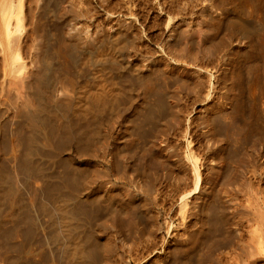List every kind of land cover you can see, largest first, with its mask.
Masks as SVG:
<instances>
[{
	"label": "bare ground",
	"instance_id": "6f19581e",
	"mask_svg": "<svg viewBox=\"0 0 264 264\" xmlns=\"http://www.w3.org/2000/svg\"><path fill=\"white\" fill-rule=\"evenodd\" d=\"M26 1L29 2V0ZM37 1L36 8H34L35 12L33 11V9L32 11L30 10L31 13L34 12V16L30 21L27 22L24 20V17L29 13H26V15L23 17L21 14L22 8L18 7L15 0H0V101L2 102L0 104L5 107L4 110L0 109V264H109L110 259L111 261L113 260V257L111 256L113 255L111 254L113 250V247H111L112 241L106 242L109 240H105L104 236L102 235L105 241L101 242V237H99L98 234L101 232L102 234L110 233L111 235V233L113 232L120 238L124 237L123 235H121L123 234V232L131 234L135 232L139 234L140 229L137 230L136 228L137 222L139 223V221H137L135 213L140 210L134 212V208L139 202L135 206L136 201L134 202L133 200L134 194L130 191V188L129 191H127L128 189H124L122 185L121 187H119L120 185L115 186L116 184H111V186L109 185L110 187H106L105 183H107L110 179L105 183H103V181L97 182L96 180L107 177V175L111 172L119 173V177H121L120 174H122V176L125 174V176L127 177L131 174L129 172H132L136 175L142 176V178L143 176H145V178L146 176L156 177L157 175L159 176L161 174L160 172L163 170V165L162 167H160L161 161L163 158H165L163 157V155H165L166 152L169 151V149H165V147L168 146V141L167 143L164 142L167 144V146H164L162 145V142L164 140L161 142V139H166V137L169 138L167 132L169 131V129L171 131L172 127L174 128L176 126L175 128L177 129V126L179 125H175L173 123H177V121H179L178 110L183 109L177 105V100H181L175 98V91H169L168 86L175 80L173 82L174 84H172L175 86V88H177V91L178 88L185 87L186 82L188 81L184 80L187 77L182 78V74L184 76H187L190 70L182 68L181 65L179 67V59H174V61L178 63L176 65H178L179 67H177L176 69H174L176 67L175 65V67L172 68L168 63V65L160 64L157 59H147V55L146 60H144V62H146V64L144 63L145 65H142L141 62H138L134 59H129L131 58L130 54L134 51V44L136 42V39L138 38L136 35L138 34L133 33L135 31L131 32L132 29L130 30V28L127 29L129 25L128 23L130 22V20L128 19H126L128 20V23H126L127 21L123 20L127 24L126 28H123V25V27L120 26L125 30H123L122 28L121 30H115L114 28V32L109 34L107 33L109 29L105 28V30L100 28L101 30H105L104 32L102 31L104 33V37L98 40H93L91 39L93 37L89 38L88 36H81V34L79 33L80 30L78 31L79 28L77 27L76 29V26H70V28L68 27L69 30H66L67 24L65 23V21L68 18L66 19L60 16V9L61 7H64L61 4H64L66 2L65 0ZM76 1L78 3L81 0ZM100 1L102 3L104 2V0ZM100 1L98 0L99 5ZM197 1H201V3L204 1L206 2V0ZM216 1L219 3L218 5H216L217 2L215 1L214 2L216 4L214 2L213 3L216 6L220 7V13L217 11L215 14H211V12L215 11H209L210 13L207 12V16L203 15L202 18L204 20L205 17H208L207 23H204L205 26L202 25V27L204 26L203 30L198 29L202 31V33L204 32L206 37H203L208 39V44H204L203 42L204 47L205 45H208L207 50L206 47L204 48L200 46V48L205 49V53L209 54H207L209 59V57L212 58L210 55L213 54L215 50L218 51L217 55L220 56V49L218 50V47L221 46V44L226 43L228 45L229 54L232 56V58L234 57L235 59L232 60L231 58L227 62L228 67L227 69L224 68V71L222 70L224 72L222 75H220L219 73L222 80L220 81V83L224 84V88L220 87L221 90L224 89L222 91L223 93L219 94L218 92H214L215 96L213 98V101L210 103V105H208L209 108L207 107L205 108L206 111L204 110V112L206 113H204L203 116L199 115L198 113L197 115L200 116L199 121L202 122L206 128V131H203L204 133L202 132L201 135V137L203 136V139L206 140L205 144H220L222 141V136L224 139V136H226V139L229 140V142L225 141L227 142L225 143V146L227 147L221 146V143L220 146L217 145L216 147L214 145V147L216 148H213V150L211 149L212 155H210V153L209 155L213 157V159L212 161H210V159L207 160L206 163L210 161L207 164L204 161V176H201L202 173L200 174L198 170L197 162L192 163L191 160L189 161L193 164L192 170L195 175V187L193 186L194 193L192 194L194 198L193 200H191L192 202L190 204L194 207L196 206V208L199 210V214L197 215V217H195V222L193 224L185 225V223L182 225L183 230L187 233L186 238L180 237L173 239L174 245L172 247L170 246L169 250L167 249L168 253H165L166 257L160 260L157 259L158 261H155L152 264H264V190H258V188L253 185H250L251 188L253 186L254 188H256V190L251 189L248 185L252 182L246 181V183L249 182L247 183V188L250 189V191L254 190V193L248 191L249 193H251L249 194V196L251 195V197L245 199L247 205L245 202V205L243 206L244 218L242 222L239 223L240 225H236L234 228H232L233 226L231 227V225L229 224V219L225 216L227 202H225L220 195V193L222 194V191L220 190H222L221 188L223 185H226L227 187V185H229L230 183L233 184L234 181L244 175L241 158L242 153H245V150H248L246 147L248 145L250 147H253L256 143L264 142V66H262V63L260 62V66H262V68H260L259 66L258 69L257 64L259 63L257 62V64H255L257 65L256 68H253V73H251V83L249 84L248 81L245 85V81H242V79L244 78L241 76V72L238 66L239 64L248 65L252 61L254 62L257 58H260L259 60L264 62V59H261L264 58V0ZM32 2H34V0H32ZM164 2L166 3L165 0ZM173 2L170 3L173 4ZM192 2L193 1L189 0V3ZM224 2H228L227 6L222 5ZM87 3L89 6V2ZM87 3H83V5L87 6ZM185 3L186 2H184L183 5H185ZM213 3L211 2L212 6ZM119 5L117 7H119ZM158 5H160V3ZM174 5L177 4H173L171 6ZM73 6L75 8L79 7L78 4V7H76V5H72V7ZM145 6L146 4L144 5V7ZM72 7L69 8V11L71 10L69 16L75 14L77 15V19L78 17L84 18V12L82 13L83 15H78V10L81 9H78L73 13ZM121 7L123 8V6ZM132 7H130V9H132ZM187 7L189 9V6ZM89 8L87 9V11L89 10ZM122 8L119 10V12L125 9V7L124 9ZM153 8L156 9L157 7ZM169 8L172 7L169 6ZM176 8H174L175 11ZM182 8L181 9L184 11V8L186 9V6H182ZM137 9L140 8L138 7ZM157 9L156 11H158ZM178 9L176 11V16V13H171V16H174L173 18L181 15L180 12H182L183 16H185L184 13L186 12L180 11L178 13V11L180 10ZM192 9L194 10V7ZM93 10L96 12V9ZM111 10H109V12ZM113 10V12L111 13L114 14L115 9ZM196 10L198 11L201 9L197 8ZM205 10H208V8L206 9V4L205 7H202L201 13L205 12ZM211 10H213V7ZM160 11L162 10L160 9L159 12ZM166 11L168 12V9ZM63 12L65 13V9ZM128 12L130 18L134 13L130 14V10ZM188 12L190 15L192 11ZM156 13L157 12H155V14ZM92 14L95 15L94 13H91L90 15L92 16ZM164 15L165 13L162 17L163 20ZM198 15L197 17H199ZM194 16H196V14ZM72 17H74V15ZM85 17L87 16L85 15ZM142 17L145 19V17L147 16ZM156 18L157 17H155V19ZM71 19L72 18H70L69 20L71 21ZM144 19L143 21L139 19L141 20L139 22L144 23ZM80 20L83 23L84 19ZM191 20L193 21L194 19ZM75 22L79 24L76 19ZM118 22L121 23L122 20H119ZM165 22L167 23L168 21L166 20ZM131 23L132 22H130V24ZM90 24L91 23L89 22V25ZM177 24L179 25V23ZM177 24L172 26V28L167 32V40L164 45L162 44L167 56L171 55V52H174L173 50L171 51V49H173V46H176V44H173L172 46V43L175 42L173 40H175V38H179L180 40L183 37H181L180 34H182V31H186L187 28L186 27L184 29L183 22L181 24H183L182 26L184 30L180 31L179 26L181 24L179 26ZM187 24H189V22ZM195 24L197 25V23ZM199 24L201 25L202 22ZM96 25L97 23L95 24V26ZM153 25H151V29L153 28ZM189 25L185 24V26L188 27ZM130 26L131 25H129V27ZM135 26L136 24H134V27ZM192 28L191 26L189 27V29ZM196 28L201 27L197 25ZM82 29L83 27L81 28V30ZM162 30L161 32L163 33ZM89 31L86 30L87 33ZM185 31L183 33H185ZM192 32L195 33V30ZM210 32L212 33L210 34ZM221 32H223L222 37L219 36ZM67 33L69 36H66ZM95 33L92 35H96ZM190 36L191 37H189L188 40H190L191 38H195V36L193 37L191 33ZM196 38L198 37L196 36ZM183 39L185 38L183 37ZM204 39L201 40L204 41ZM137 40H139V38ZM140 40H142L141 37ZM170 40H172L173 42H171ZM141 42L138 41V46ZM177 42L178 41L176 40V43ZM181 43L182 42L178 44L181 45ZM200 43L202 44L201 41H199V44ZM140 45H142V43ZM190 46L192 48V45ZM197 47L195 49H197ZM135 49L138 50V48ZM145 49L146 48H143L142 50ZM175 49H179V47H176ZM193 49L194 48H192L193 53H191L192 58V54H194L195 51ZM148 50L146 49V51ZM221 50H223V48ZM139 51L137 52L139 53ZM204 51L202 50L203 53ZM148 52L147 54H149L151 51L149 53ZM179 52L180 49L178 51V54H182V52ZM202 52L199 54L200 56L203 55ZM174 53H177L176 50ZM196 54H194V57ZM134 55L137 54L134 53ZM175 55L173 56L175 57ZM141 56H143V54H141ZM136 58H140V56ZM164 58L166 57L164 56ZM179 58H181L180 55ZM184 58L183 62L181 61V63L182 65H187L188 62L185 61L187 58L185 60ZM195 59H197V57H195ZM215 59L218 58L216 57ZM165 61L164 63L167 62ZM214 61L217 60L213 59V64ZM194 63L192 64L194 65ZM216 63L214 64L215 66ZM188 65H191V62ZM212 65L208 64V67H212ZM198 66L199 65L193 66V68L195 67V70H192V68L191 70L195 72L202 71L203 68H205ZM205 66H207V64ZM215 69V72H219V69ZM249 69L248 72L250 75L251 69ZM172 70H175L173 71L172 76L176 75V79H174L175 76L173 78L169 77L170 80H174H171V82L169 79L168 81L166 80L167 82H169V84H167L165 83L166 81L164 82V80L165 78L170 76V72ZM199 73L200 72H198V74ZM82 74L85 75V80L83 79ZM160 74V77H162V79L158 80L157 75ZM205 74L204 77L207 78L209 74L207 76H205ZM195 75L194 77H196ZM79 78H82L84 82L82 79H80V81L82 80V82L81 84H79ZM197 78H199V80L201 79V77H196V79ZM193 80L196 81V83L198 82V80L192 79V81ZM201 81L206 80L202 79ZM206 82L208 83V80ZM212 82L211 84H209L211 85V89L213 90L214 83ZM193 83L191 84L193 85ZM57 84L59 85V90L56 89ZM216 86L215 88H218ZM253 86H255L257 89V93L255 92V97H253L254 95L252 96L253 90H255H251ZM245 88L246 90L247 88H249L250 92L248 93H250V95L252 96V98L249 96L251 99L248 98L249 101L252 100L249 103L250 107L245 105L247 104L244 102L246 98L243 99ZM208 89H210V87ZM186 90L189 92V90L194 89L187 88L185 89V92ZM56 91L57 95H55ZM199 92H201V90ZM202 92V95H199L200 93H196L197 97L202 96L200 97L201 101L195 98V93H192L195 97L190 94L192 97V101L196 99V101L202 102L203 96H205L206 94H204V90ZM178 98H180L179 94ZM205 98L207 97L205 96ZM192 103L188 104L193 105ZM197 104L199 103L197 102ZM176 105L179 108L178 110L176 109ZM225 105H228L227 109H223V106L225 107ZM185 107L187 109V106ZM207 109H209L208 113ZM7 110L9 113H7L8 115L4 116ZM183 111H185V108L181 112ZM202 111L200 112V114L202 113ZM216 117H220L223 123L219 124L220 122L218 123V120L216 121ZM179 119L182 120L183 118L180 117ZM253 119L255 123L253 122ZM182 121H184V119ZM171 124H173L172 127H170ZM182 125L183 124H181V127ZM114 127L116 128V130H112V128ZM181 129L179 130V132L177 130L176 131L179 134H182ZM178 133H176V135ZM179 137H181V135ZM174 138L172 137V139ZM172 146L175 145H173L172 143ZM172 146L171 148H173ZM168 154L169 153H167V156L169 158L170 154ZM249 156L248 158L252 159V155L250 157ZM81 157H91L96 160L98 158V160L100 161L101 159H103V157H108L106 161L107 166L106 168H98L96 167L97 165L94 166L93 164H91L93 162L87 165H81L75 161V159L78 158L79 160V158ZM99 157L102 158L99 159ZM179 160L180 159H178V161ZM244 160H246V158ZM252 160L251 164H253L254 162ZM256 160L255 163H257ZM247 161H244V166L246 164V167ZM251 164L249 161V165ZM185 165L186 167H191L190 165H187V163ZM252 166L253 165H251V167ZM186 167H184V170H187ZM166 172L167 170L165 171V173ZM247 172H249V170H247ZM126 173L129 174L127 175ZM170 173L171 170L169 174ZM184 173L182 174L184 175ZM249 173H252L251 178H255L256 180L254 181H256V183L258 181L257 184H259V182L264 183V171H260L258 170V168H255L252 172ZM249 173L247 174L249 175ZM181 175H179L180 178H182L183 176ZM174 176L175 175H173V178ZM114 177L117 178L118 176ZM179 177H177V179ZM147 178H149L151 182L152 180H154V177ZM119 179L120 178H118V180ZM122 179L126 182L124 177H121L120 180L122 181ZM126 179H128L129 181L132 180H130V177ZM137 179L136 181H138ZM167 179L168 180L166 181H169V178ZM155 180L157 181L156 178ZM159 182L156 183L160 184ZM133 183L131 185H133ZM180 183L181 182H179V184ZM146 185L148 184L146 183ZM166 185L168 184L165 183V188L168 187H166ZM256 186L258 187V185ZM260 186H262V189H264V184H261ZM157 187L159 192V185L156 186V188ZM133 188L131 187V189ZM165 188L163 187V189ZM165 191H163L164 194L166 193ZM152 192L153 191L150 190L148 193L152 195ZM189 192L190 194L192 193L191 191ZM159 196H161V194ZM184 196H187V194L183 195V197L181 196V206L183 207V210L184 207L186 208L188 203ZM223 197L225 196L223 195ZM152 199L154 200V198ZM152 199V202H148L153 203L154 201ZM160 203L162 202L160 201ZM148 204L147 206H149ZM159 205L161 206V204ZM154 212L156 213L157 211L154 210ZM183 214H185V210ZM179 218L181 219V216ZM150 225L152 226V224ZM152 228L151 230H153ZM149 231L150 230H148L147 232L146 229L147 233L151 232ZM137 234H135V237H137ZM111 237L114 238V235ZM130 237L128 236L127 238L131 239ZM232 237L236 239L234 240L235 242H232ZM146 238L144 237L145 240ZM151 238L152 237H150V239ZM132 239H134L133 235ZM138 239L136 240L139 241ZM117 240L118 238L116 239V241ZM147 242L148 241H145L144 243L147 244ZM127 243L129 244L128 241ZM144 245H140V247H143ZM138 249L139 248L137 247V251ZM142 249L143 248H140L139 251L141 252ZM215 253L220 254V258H218L217 260L214 257ZM110 264H112V262Z\"/></svg>",
	"mask_w": 264,
	"mask_h": 264
},
{
	"label": "rangeland",
	"instance_id": "374dc122",
	"mask_svg": "<svg viewBox=\"0 0 264 264\" xmlns=\"http://www.w3.org/2000/svg\"><path fill=\"white\" fill-rule=\"evenodd\" d=\"M37 0H34V2H32V0H31V2H30V0H29V2L28 1H26V0H15V2L17 3V5H18V7H21L22 8V16L24 17L25 15H26V13L28 14V15H26L25 17H24V20L25 21H30L31 19H32V17L34 16V12H35V10H34V8H36V4H37V2H36ZM66 1V2H65ZM64 2H62V3H64V4H61L62 6H64V7H61V5H60V7H61V9H60V16H62L63 18H68L67 20H69L70 18H72L71 19V21L69 20V21H65V23L67 24V26H66V30H69V28H70V26L72 27V26H76V29H77V27L79 28L78 29V31H79V33L81 34V36H83V37H86V36H88L89 38H91V37H93V38H91V39H93V40H98V39H100V38H102V37H104V31L106 30V29H109V31H107V33H109V34H111V33H113L114 32V28H115V30H121V28L123 27V28H126L127 27V24L126 23H128V20H130V22H132L131 24H130V22L128 23L129 25H131L130 27H129V25H128V27H127V29L128 28H130V30H131V32H133V31H135V32H133V33H135V34H138V35H136L138 38H139V40H137L136 39V42H135V44H134V48H133V52L130 54V57L131 58H129V59H134V60H136V61H138V62H141L142 63V65H145L146 64V62H144V60H146V57H147V59H154V60H158V62L160 63V64H169L170 65V67H175L174 69H176L177 67H178V65H179V67H180V65H181V67L182 68H184V69H186V70H190L189 72H188V75L187 76H184L183 74H182V78H185V77H187V78H185L184 80L185 81H188V82H186V86L185 87H183V88H178V91H179V93H178V91L176 90L177 88H175V86L173 85L174 83V79H176V75H174L175 76V78L174 79H171L173 82V84L172 83H170V85L168 86V90L169 91H171L172 92V90L173 91H175L174 92V96H175V98H177V99H179V100H181V101H178L177 100V105L180 107V108H185V111H183L185 114H187V115H185L183 112H181L183 109H179L178 108V106L176 107V109L178 110V115H179V117H178V120L180 121H177V123H173V124H178L179 126H177V129L179 128V127H181V124H183L182 125V129L181 128H179L178 130L174 127H172V125L173 124H171V126L170 127H172V130L170 131V129H169V131L167 132V135L169 136V138L168 137H166V139H161V142L163 143L162 145H164V146H167V144H168V146H170V147H165V149H169V151L168 152H166V150H165V152H166V154L165 155H163V157H165L166 158V156H167V153H169L170 154V157L168 158V156H167V158L165 159V158H163V159H165V160H163L162 159V161H161V166L160 167H162V165H163V167H162V171H163V173H162V171L160 172L161 174V176H160V178H159V176L157 175L156 177L155 176H146V178H145V176H143V178H142V176H140V175H136L135 173H132V172H129V173H131L129 176H125V174L122 176V174H120V176L121 177H124V179L126 180V182L122 179V181L120 180L121 179V177H119V173H115V172H111L110 174H108L107 175V177H104V178H100V179H98V180H96L97 182H102L103 181V183H105V182H107V180H109L107 183H105V185H106V187H110L111 186V184H113V185H115V186H118V185H120L119 187H121V185L124 187V189H128L127 191H129V188H130V191L134 194V196H133V200H134V202H135V206H136V204H137V206L134 208V212L135 211H137V210H140V211H138V212H140V213H138V212H136L135 214H136V217H137V221H139V223L137 222V230H139L140 229V232H139V234L141 233V231H142V229H143V231H142V233L141 234H143V235H141V237L143 238V240H142V238L140 237V235L139 234H137V233H135V232H133L132 234L131 233H127V232H123V234H121V235H123L124 237H118L115 233H111V235H110V233L108 234V233H99L98 234V236L99 237H101L100 238V241L101 242H104L105 240H109V241H106V242H110V241H112V243H111V247H113L112 249V252H111V254H113V255H111L112 257H110V258H112L113 260L111 261V259H110V263L112 262V264H152L153 262H155V261H158L157 259H164L165 257H166V255H165V253L167 252L168 253V251H167V249L169 250V248H170V246L172 247L173 245H174V240L173 239H176V238H186V236H187V233L183 230V228H182V225L183 224H185V225H190V224H193L194 222H195V217H197V215L199 214L198 213V209L196 208V206L194 207L193 205H191L190 203L192 202L191 200H193V198H194V196H192V194L194 193V191H193V189H194V187H195V178H194V172H193V170H192V166H193V162L194 163H196L197 162V164H198V170H199V172H200V174H201V176H204L205 175V173L203 172L204 171V164L206 163V161L207 160H209L210 159V161H212V159H213V157H211L210 155H212V150H213V148L215 149L216 147H217V145L218 146H220L221 145V143H222V145L221 146H225V143H227V142H229V140H227L226 139V136H224L225 137V139L223 138V136H222V138H221V143L219 144V143H217L216 145L215 144H211V143H207V144H205L206 143V140L205 139H203V136L201 137V135H202V132L203 131H206V128H205V125L202 123V122H200L199 121V115H201V116H203L204 115V113H206V112H204V110H205V108H209V106L208 105H210V103L213 101V98H214V92H218L219 94L220 93H223L222 91L224 90V89H220V87H222V88H224V84L223 83H220V81H222L221 80V77H220V75H222L224 72V70L225 69H227V62L232 58V56L229 54V52H228V45L225 43H223V44H221V46H219L218 47V50H219V55L221 56H218L217 54H218V51H214L213 52V54H211L210 56L214 59V60H217V61H214V64L216 63V62H218V63H216V66L213 64V59L212 58H210L209 57V59H208V53H205L206 51H204L205 49H201L200 48V46L201 47H204L203 46V42H204V44H208L207 42V40L208 39H206L205 37H206V35L204 34V32L202 33V31H200V30H203V28H204V23L206 24L207 23V18L205 17L204 18V20H205V22H204V20L202 19L203 18V15H206L207 14V12H211V11H215V12H211V14L213 13V14H215L216 13V11L217 12H219L220 13V7H218V6H216V5H218L219 3L216 1V0H214L215 2H217V4L212 0V1H210V0H206V2L204 1V2H202L201 3V1L199 2V1H197V0H190V1H193L192 3H189V0H179V2H178V0H169L170 2H176V3H174L173 2V4H177V5H174V6H171V5H173L172 3H170L168 0H165L166 1V3H168V4H166L165 2H164V0H158V1H160V2H158L157 0H147V1H145V0H117V2H116V0H104V2L102 3L100 0V5H99V3H98V0H90V1H88L87 0V2H89V6H88V3L86 2V0H81V1H79V2H81V3H77V1L76 0H65ZM75 1H76V3H75ZM82 1H84V2H82ZM103 1V0H102ZM110 1V2H109ZM119 1H121V2H123L124 4H125V6H124V4L123 3H121V2H119ZM133 1V2H132ZM137 1V2H136ZM145 1V2H144ZM152 1V2H151ZM186 2L185 3V5H183L184 4V2ZM25 2V3H24ZM27 2V3H26ZM72 4H71V3ZM110 3V5H112V6H110L109 5V3ZM111 2H112V4H111ZM117 4H116V3ZM127 4H126V3ZM131 2V3H130ZM137 4H136V3ZM141 2V3H140ZM143 2H144V4H143ZM151 3V5H150V3ZM162 2H164V3H162ZM179 4H178V3ZM183 2V3H182ZM200 4H199V3ZM208 2H210V3H208ZM211 2L213 3V6L211 5ZM34 3V4H33ZM83 3L85 4V3H87V6L86 5H83ZM132 3H134V4H132ZM140 3V4H139ZM148 3V4H147ZM160 3V5H158V4ZM196 3V4H195ZM204 3V4H203ZM225 3V4H224ZM222 5H224V6H227V4H228V2H224ZM25 4V5H24ZM28 4H29V7H28ZM77 4L79 5V7L77 6ZM108 4V5H107ZM120 4V5H119ZM123 4V5H122ZM132 4V5H131ZM135 4H136V6H135ZM141 4H142V7H141ZM146 4V6L144 7V5ZM157 6H156V5ZM166 4V5H165ZM181 4H182V6H186V9L184 8V11L186 12V13H184V15L185 16H183V13L182 12H180V11H183L182 9V6H181ZM187 4H192L191 6H193L194 7V10L192 9L193 7H191L190 5H187ZM194 4H195V6H194ZM198 4H199V6L201 7H199L198 6ZM205 4H206V9L208 8V10H205V12H203V13H201L202 11V7H205ZM209 4H210V6H209ZM26 5H27V7H26ZM32 7H31V6ZM35 5V6H34ZM72 5H76V7H78V8H75L74 6V8L72 7ZM91 5V6H90ZM104 5V6H103ZM108 6V9L110 8V7H112L113 9H115V13L113 14V13H111V12H113L114 10L112 9V8H110L109 10H111L110 12H109V10L107 9V6ZM119 5V7H117ZM128 5V6H127ZM162 5V6H161ZM165 5V6H164ZM198 7H197V6ZM208 5V6H207ZM25 6V7H24ZM34 6V7H33ZM83 6V7H82ZM84 6H85V8H84ZM116 6V7H115ZM121 6H123V8L121 7ZM132 6H134V7H132ZM147 6H149V7H147ZM167 6V7H166ZM169 6L170 7H172V8H169ZM176 6H177V8H176ZM187 6H189V9H188V7ZM70 7H72V10H73V13L75 12V11H77L78 9H81V10H78V15H83L82 13L84 12V18H80V17H78V19L76 18L77 17V15H75V14H73L74 15V17H72L73 15H72V12H71V15L72 16H69L70 15V11H69V8ZM89 7H91V8H89ZM102 7V8H101ZM104 7V8H103ZM106 7V8H105ZM124 7H125V9H124ZM129 7V8H128ZM130 7H132V9H130ZM140 8V9H137V8ZM152 7V8H151ZM153 7H157V8H159V9H157L158 11H156V9H154ZM162 7V8H161ZM176 8V11H177V9L179 10L178 11V13L180 12V14L181 15H178L177 17H175V18H173L171 15L172 14H175L176 13V11L174 10V8ZM191 7V8H190ZM210 7H211V9H212V7H213V10H211L210 9ZM26 8H27V10H26ZM31 8V9H30ZM62 8H64L65 9V13L63 12L64 11V9H62ZM84 8V9H83ZM89 8V10L87 11V9ZM119 8V9H118ZM124 9V10H121L122 11V13L123 12H125V13H123V15H122V13H121V11L119 12V10L120 9ZM143 8V9H142ZM146 8V9H145ZM148 8H149V10H148ZM182 8V9H181ZM201 9V10H196V9ZM216 8H217V10H216ZM32 9H33V11L34 12H32L31 13V11H32ZM93 9H96V12H98V13H96ZM101 9H102V11H101ZM135 9V10H134ZM152 9H154V10H152ZM162 10V11H160L159 12V10ZM168 9V12L166 11ZM170 9V10H169ZM26 10V11H25ZM31 10V11H30ZM61 10H63V11H61ZM84 10H86V11H84ZM108 10V11H107ZM116 10H117V12H116ZM130 10V14H132V13H134L130 18H129V11ZM136 10H138V11H136ZM144 12H143V11ZM146 10H148V11H146ZM172 10H174V11H172ZM186 10H188V11H192L191 13H192V16H191V13H190V15H189V12L188 11H186ZM27 11H30V12H27ZM79 11H80V14H79ZM82 11V12H81ZM91 11H93V12H91ZM135 11V12H134ZM141 11V12H140ZM157 12L156 14H155V12ZM183 11V12H184ZM196 13H195V12ZM203 11H204V9H203ZM69 12V13H68ZM88 12V13H87ZM94 13L95 15H93L92 14V16L90 15L91 13ZM100 12V13H99ZM107 12H108V14H107ZM128 12V13H127ZM137 12V13H136ZM140 14H139V13ZM146 12H147V14H146ZM154 12V13H153ZM209 12V13H210ZM31 13V14H30ZM64 15H63V14ZM121 13V14H120ZM143 13H145V14H143ZM149 13V14H148ZM153 15H152V14ZM165 13V15H164V20L162 19V17H163V14ZM172 13V14H171ZM188 13V14H187ZM198 13H199V15H198ZM205 13V14H204ZM77 14V13H76ZM100 16H99V15ZM125 14V15H124ZM143 14V15H142ZM159 14H160V16H159ZM161 14H162V16H161ZM169 14V15H168ZM196 14V16H194ZM30 15H32V16H30ZM85 15L88 17H85ZM90 15V16H89ZM112 15V16H111ZM128 15V16H127ZM137 15V16H136ZM149 15V16H148ZM154 15H155V17H157L156 19H155V17H154ZM177 15V13L175 14V16ZM187 15H188V17H187ZM197 15L199 16V17H197ZM83 16H81V17H83ZM142 16H147V17H145V19L142 17ZM185 18V17H187V18H183V17ZM207 16V15H206ZM97 17V18H96ZM110 17V18H109ZM134 17V18H133ZM141 17V18H140ZM149 17H150V19H149ZM153 17V18H152ZM201 17V18H200ZM73 18H74V20H73ZM93 18V19H92ZM95 18V19H94ZM138 18V19H137ZM144 19V23H142V22H139V21H143V19ZM173 18V19H172ZM188 18H189V20H188ZM197 18H198V20H197ZM199 18H200V20H199ZM28 19V20H27ZM75 19H76V21H78L79 22V24L77 23V22H75ZM80 19H84L83 20V23L81 22V20ZM126 19H128V20H126ZM139 19H141V20H139ZM148 19V20H147ZM154 19V20H153ZM170 19V20H169ZM183 19V20H182ZM187 19V20H186ZM191 19H194L193 21L191 20ZM89 20H91V21H89ZM121 21L122 20V22L121 23H119L118 21ZM123 20H125V21H127L126 23H125V21H123ZM137 20V21H136ZM147 20V21H146ZM168 21L167 23L165 22V21ZM173 20V21H172ZM195 20H196V22H195ZM88 21V22H87ZM93 21H94V23H93ZM136 21V22H135ZM150 21H152V22H150ZM189 22V24H187L188 22ZM200 21V22H199ZM84 22H86V23H84ZM89 22L91 23L90 25H89ZM97 23V25L95 26V24ZM119 23V25H118V23ZM140 24H139V23ZM147 22V23H146ZM157 22V23H156ZM165 22V23H164ZM174 22V23H173ZM179 23V25L181 24V23H183L184 22V25L183 24H181L180 26H181V29H180V26L177 24V23ZM187 22V23H186ZM191 22V23H190ZM193 22V23H192ZM197 23V25H199V27H201V28H196L197 27V25L195 24V23ZM201 23L202 22V24L200 25L199 23ZM94 25H93V24ZM154 25H153V24ZM83 24V25H82ZM134 24H136V28L134 27ZM138 24H139V26H138ZM145 24V25H144ZM148 24V25H147ZM153 25V28L151 29V25ZM168 24V25H167ZM178 25L179 26V30L181 31V30H184L186 27V31H185V33H183L184 31H182V34H184V35H182V34H180V36L182 37H184L185 39H186V41H185V39H183V37L181 38L182 39V41H181V39L179 40V38H175V40H173V41H175L174 43H172V46H173V44L175 45L176 44V46L174 47L173 46V49H171V51L173 50L174 52H175V50H176V52L177 53H174V52H171V55H168L167 56V54H166V51H165V49H164V43L166 42V40H167V32L172 28V26H174V25ZM185 24L186 25H189V27L191 26V28H192V26H193V28H195V29H189V27L188 26H185ZM193 24V25H192ZM85 25V26H84ZM87 25V26H86ZM123 25V26H122ZM184 26V29H183V26ZM196 27H195V26ZM202 25H204L203 27H202ZM83 27V29L81 30V28ZM91 26H93V27H91ZM99 26V27H98ZM120 26H122V27H120ZM145 26H147V27H145ZM150 26V27H149ZM158 26V27H157ZM171 26V27H170ZM69 27V28H68ZM81 27V28H80ZM85 27V28H84ZM89 27V28H88ZM97 28V29H95V28ZM133 27V28H132ZM138 27V28H137ZM140 27V28H139ZM149 27V28H148ZM155 27H156V29H155ZM27 28V27H26ZM105 29V30H101V29ZM122 28V29H123ZM158 28V29H157ZM169 28V29H168ZM84 29H86L87 31H89L88 33L86 32V30H84ZM89 29V30H88ZM95 29V30H94ZM150 31H149V30ZM163 29V30H162ZM167 29V30H166ZM198 29H200V30H198ZM94 31V33L96 34V35H94L95 36V38H94V36L92 35V34H94L93 33V31ZM112 30V31H111ZM123 30H125V29H123ZM137 30V31H136ZM157 30H158V32H157ZM161 30L163 31V33L161 32ZM165 30V31H164ZM190 30V31H189ZM195 30V33L194 32H192V31H194ZM103 31V32H102ZM138 31H140V32H138ZM159 31H160V34H159ZM138 32V33H137ZM151 32V33H150ZM157 32V33H156ZM187 32V33H186ZM97 33H99V34H97ZM140 33V34H139ZM150 33V34H149ZM162 33V34H161ZM190 33H191V35L194 37L195 36V38H191L190 40H188V38L189 37H191L190 36ZM193 33V34H192ZM212 32H210V34H211ZM223 32H221V34L219 35V36H223V34H222ZM66 34V33H65ZM101 34V35H100ZM103 34V35H102ZM152 34V35H151ZM195 34V35H194ZM204 34V35H203ZM209 34V33H208ZM140 35V36H139ZM151 35V36H150ZM66 36H69L68 35V33H67V35ZM166 36V37H165ZM196 36L199 38H196ZM203 36H205V37H203ZM140 37H141V39L142 40H140ZM179 37V36H178ZM164 38V39H163ZM204 39V41H202L201 39ZM144 39V40H143ZM164 40V41H163ZM176 40L178 41L177 43H176ZM196 40V41H195ZM197 40H199V41H201L202 42V44L200 43L199 44V41H197ZM138 41L139 42H141V41H143V42H141L142 43V45H140L139 44V46H138ZM145 41V42H144ZM161 41V42H160ZM163 41V42H162ZM171 42H173L172 40H170ZM184 41V42H183ZM189 41H190V44H189ZM193 41V42H192ZM180 42H182L181 43V45L183 46H181V45H179L180 44ZM187 42V43H186ZM147 44V45H145V44ZM161 43V44H160ZM179 43V44H178ZM185 43V44H184ZM163 44V45H162ZM198 44H199V46H198ZM190 45H192V48H194L193 50H195L196 52H197V54H196V52L194 51V54H196L195 55V57H197V59H195V57H194V54H192L193 55V58L191 57V53H193V51H192V48H191V46ZM138 46V47H137ZM143 46H146V47H143ZM150 47V49H149V47ZM158 46H159V48H160V50H159V48H158ZM163 46V47H162ZM197 47V49H195L196 47ZM222 46H224V47H222ZM146 48L148 51H146V49L145 50H142L143 48ZM148 47V48H147ZM176 47H179V49H180V52H182V54L180 53V54H178V51H179V49H175ZM182 47V48H181ZM205 47H206V50H207V47H208V45L206 46L205 45ZM204 47V48H205ZM135 48H138V50L137 49H135ZM163 48V49H162ZM223 48V50H221ZM224 48H225V50H224ZM140 50V51H139ZM178 50V51H177ZM202 50L204 51V53H205V55H204V53L202 52ZM137 51H139V53L137 52ZM145 51V52H144ZM165 51V52H164ZM192 51V52H191ZM141 52H143V53H141ZM147 52L149 53V54H147ZM154 52V53H153ZM188 52V53H187ZM202 52V54L203 55H199L200 53ZM217 52V53H216ZM134 53L135 54H137V55H134ZM144 53H146V54H144ZM153 53V54H152ZM141 54H143V56H141ZM155 54V55H154ZM163 54V55H162ZM177 55V57H176V55ZM208 54V55H207ZM222 54V55H221ZM147 55V56H146ZM153 55H154V57H153ZM173 55H175V57L173 56ZM179 55H180V57L181 58H179ZM183 55H184V57H186V58H184L183 57ZM215 55H216V57L218 58V59H215L216 57H215ZM231 57H230V56ZM140 56V58H141V60H140V58H136V57H139ZM164 56L166 57V58H164ZM190 56V57H189ZM201 58H200V57ZM204 56V57H203ZM206 56H207V58H206ZM228 56H229V58H228ZM142 57H143V59H142ZM145 57V58H144ZM158 57V58H157ZM161 57V58H160ZM163 57V58H162ZM199 57V58H198ZM203 57V58H202ZM215 57V58H214ZM171 58H172V60H171ZM183 58H184V60L185 61H187L188 62V64H190V62H191V65H182V63H181V61L183 62ZM188 58H189V60H188ZM192 58V59H191ZM162 59H163V62H162ZM174 59L176 60V59H179L178 61V63H176L175 61H174ZM180 59H182V60H180ZM201 61H199V60ZM206 59V60H205ZM233 59H235L234 57L232 58V60ZM260 58H257V59H255V61L256 60H258V61H256V63H255V61L252 63H249L248 65L247 64H239L238 66H239V69H240V72H241V76L244 78V79H242V81H245L244 82V85L245 84H247V82L250 84L251 83V80H252V75H251V73H253L252 71H253V68L255 69L256 68V66L258 65V69H259V66H260V64L262 65V66H264V62H262V61H260L259 60ZM261 59H264V58H261ZM140 60V61H139ZM167 62H166V61ZM171 60V61H170ZM195 60H198V61H195ZM212 61V63H211V61ZM224 60H225V62H224ZM164 61L166 62V63H164ZM195 63H194V62ZM208 61V62H207ZM221 61V62H220ZM223 61V62H222ZM170 62V63H169ZM174 62V63H173ZM196 62H197V64H196ZM257 62L259 63V64H257ZM261 62V63H260ZM145 63V64H144ZM172 63H173V65H172ZM192 63H194V65L192 64ZM198 63H201V64H198ZM205 63V64H204ZM221 63V64H220ZM223 63V64H222ZM167 64V65H168ZM176 64H178V65H176ZM196 64V65H195ZM203 64V65H202ZM207 64V66H205ZM208 64L209 65H212V67L211 66H209L208 67ZM220 66H219V65ZM255 64H257V65H255ZM175 65V66H174ZM197 65H199L198 67H205V68H203V70L202 71H195V72H193L192 70H195L194 68H193V66H197ZM224 66V67H223ZM254 66V67H253ZM262 66H260V68H262ZM169 67V68H170ZM178 67V68H179ZM214 67V68H213ZM222 67V68H221ZM241 67V68H240ZM251 69H249V68ZM191 68H192V70H191ZM219 69V72H215L214 71V69ZM220 68H221V70H220ZM225 68V69H224ZM213 69V70H212ZM215 69V70H216ZM224 69V70H223ZM248 69L250 70V75H249V72H248ZM210 70V71H209ZM223 70V71H222ZM173 71H175V70H172L171 72H170V76H168L167 78H165V80H164V82L167 80L168 81V79H169V77H174V76H172L173 74ZM245 71H247V72H245ZM193 73V74H191V73ZM198 72H200L199 74H198ZM175 73V72H174ZM190 73V74H189ZM196 75H195V74ZM203 73V74H202ZM205 73H207V74H205ZM216 73V74H215ZM219 73H220V75H219ZM202 76H201V75ZM204 74H205V76H207L208 74V76H207V78H205L204 77ZM215 74V75H214ZM168 75V74H167ZM194 75L196 76V77H201V79L199 80V78H197L196 79V77H194ZM198 75V76H197ZM200 75V76H199ZM211 75H212V77H211ZM218 77H217V76ZM82 76H83V79H84V74H82ZM81 76V77H82ZM161 76V74L160 75H157V79L158 80H161L162 79V77H160ZM194 77V78H192V77ZM211 78H210V77ZM158 77H160V78H158ZM189 77V78H188ZM195 79V80H198V82L196 83V81H192V79ZM210 78V79H209ZM218 80H217V79ZM80 79H82V78H79L78 79V83L79 84H81V82H82V80L80 81ZM191 81H190V80ZM208 80V83L206 82V81H201V80ZM215 81H214V80ZM85 80V79H84ZM84 80H83V82H84ZM170 80V79H169ZM171 80H170V82H171ZM80 81V82H79ZM165 82V83H167V84H169V82ZM203 82V83H201V82ZM210 81V82H209ZM213 81V82H212ZM217 81H219V82H217ZM159 82V81H158ZM193 83V85L191 84V83ZM211 82L212 83H214V87H213V90L211 89ZM196 83V84H195ZM205 83V84H204ZM207 83V84H206ZM210 83V84H209ZM192 86H191V85ZM198 84V85H197ZM220 84V85H219ZM189 85V86H188ZM195 85V86H194ZM209 86L210 87V89H208L209 87H207V86ZM217 85V86H216ZM221 85H223V86H221ZM188 86V87H187ZM205 86V87H204ZM215 86L216 87H218V88H215ZM59 85L57 84L56 85V89L57 90H59ZM193 88L194 90H189V92L186 90V92H185V89H187V88ZM197 87V88H196ZM203 87V88H202ZM247 87H248V85H247ZM201 88V89H200ZM171 89V90H170ZM183 89V90H182ZM196 89V90H195ZM215 89V90H214ZM253 89H255V90H253ZM198 90V91H197ZM201 90V92L204 90V94H205V96L207 97V98H205V96H203V99H202V102H200L201 101V98L200 97H202V96H199V97H197V94H199V95H202L201 94V92H199ZM220 90H221V92H220ZM251 90H253V94H252V96L253 97H255V92L257 91V89H256V87L255 86H253L252 87V89ZM194 91V92H193ZM197 91V92H196ZM209 91V92H208ZM191 92V93H190ZM199 92V93H198ZM248 92H250L249 91V88H247V90H246V88H245V91H244V94H243V99H245V103H247V104H245L246 106H249L250 107V101H252V100H248V98H252V96L250 95V93H248ZM186 93V94H185ZM188 93V94H187ZM196 95V97L193 95ZM197 93V94H196ZM203 93V92H202ZM251 93H252V91H251ZM257 93V92H256ZM178 94H179V97L180 98H178ZM182 94H184V95H182ZM193 95V97H195L197 100H200V101H196V99H194L193 101H192V97H191V95ZM203 94V95H204ZM209 94V95H208ZM247 94H248V96H247ZM55 95H57V91H56V94ZM177 95V96H176ZM208 95V96H207ZM185 96V97H184ZM189 96V97H188ZM213 96V97H212ZM246 96V97H245ZM250 96V97H249ZM256 96H257V94H256ZM184 98V99H182V98ZM200 98V99H199ZM210 98V99H209ZM250 98V99H251ZM212 99V100H211ZM191 100V101H190ZM205 100V101H204ZM207 100V101H206ZM210 100V101H209ZM248 100V101H247ZM189 101V102H188ZM205 103H204V102ZM183 104H181V103ZM186 102V103H185ZM193 102V103H192ZM195 102V103H194ZM197 102L199 103V104H197ZM0 103H2L1 101H0ZM179 103V104H178ZM188 103H192L193 105H190V104H188ZM209 103V104H208ZM182 105V107H181V105ZM195 104H197V105H195ZM184 106V107H183ZM185 106H187V109H186V107ZM204 106V107H203ZM4 106L3 105H1L0 104V109H2V110H4L5 109V107L3 108ZM191 107V108H190ZM194 107V108H193ZM227 107H228V105H225V107L223 106V109H227ZM190 108V109H189ZM203 108V109H202ZM203 111H202V110ZM188 110V111H187ZM199 110V111H198ZM180 111V112H179ZM190 111V112H189ZM202 111V113L200 114V112ZM206 111V110H205ZM260 111V110H259ZM188 112V113H187ZM209 112V109H207V113ZM7 113H9L8 112V110H7V112H6V114L4 115V116H6V115H8ZM197 113L199 114V115H197ZM182 115V116H181ZM183 118L184 119V121H182V120H180L179 118ZM198 118V119H197ZM217 119H216V121L218 120V123L219 124H221V123H223V121H222V119L220 118V117H216ZM254 119H255V117H254ZM254 119H253V122L255 123V121H254ZM186 120V121H185ZM198 120V121H197ZM221 120V121H220ZM3 121V120H2ZM181 123V124H179V123ZM198 122V123H197ZM190 123H192V124H190ZM200 123V124H199ZM203 125H202V124ZM202 126H204V127H202ZM173 129H175V130H173ZM181 129V131H182V134H179L178 132H179V130ZM203 129H205V130H203ZM108 130V129H107ZM112 130H116V128L114 127V128H112ZM178 132H177V131ZM174 131H176V132H174ZM180 131V132H181ZM172 132V133H171ZM193 132H194V134H193ZM201 132V133H200ZM176 133H178L177 135H176ZM204 133V132H203ZM172 134V135H171ZM198 134H199V136H198ZM181 135V137H179ZM172 137L174 138V139H172ZM177 137V138H176ZM168 138V139H167ZM191 138V139H190ZM173 141H172V140ZM176 139H177V141H176ZM171 140V141H170ZM186 140V141H185ZM167 141H168V143H167ZM175 141V142H174ZM205 141V142H204ZM225 141H227V142H225ZM164 142H166V143H164ZM177 142V143H176ZM172 143H173V145H175V146H172ZM176 143V144H175ZM170 144V145H169ZM182 144V145H181ZM210 144H211V146H210ZM229 144V143H228ZM262 144H264V142H260V143H256L253 147H250L249 145L246 147L248 150H245V153L243 152L242 153V158H241V160H242V165H243V169H244V175L241 177V178H239V179H237L236 181H234V183L232 184V183H230L229 185H227V187H226V185L224 186H222V190H220V191H222V194L220 193V195H221V197L224 199V201L225 202H227L226 203V214H225V216L229 219V224L231 225V227L232 228H234L236 225H240L239 223H241L242 222V220H243V218H244V209H243V206L245 205V202H246V200L245 199H247V198H250L251 197V195L249 196V194H251V193H249V192H252V193H254V190H256V188H258V190H260L261 189V191L262 190H264V189H262V186H260L261 184H264V183H262V182H259V184H257L258 183V181H257V183H256V181H254V180H256L255 178H251L252 177V173L250 174L249 172H252L253 171V169H255V168H258V170H262V171H264V145H262ZM205 145H206V147H205ZM214 145L216 146V147H214ZM227 145V144H226ZM261 145V146H260ZM171 146L173 147V148H171ZM255 146H256V148H255ZM193 147H195V148H193ZM210 149H208V148ZM225 147H227V146H225ZM251 148V149H250ZM190 149H191V151H190ZM208 149V150H207ZM212 149V150H211ZM229 149H230V147H229ZM249 149H250V151H249ZM262 149V150H261ZM193 150V151H192ZM164 152V153H165ZM194 152V153H193ZM254 152V153H253ZM163 153V154H164ZM209 153H210V155H209ZM251 153H253L254 154V156H253V154H251ZM257 153V154H256ZM168 154V155H169ZM175 154V155H174ZM192 154H194V155H192ZM251 156L252 155V159L253 158H255V159H251V158H248V156L249 155ZM196 155V156H195ZM247 155V156H246ZM187 156V157H186ZM193 156H194V158H193ZM249 156V157H250ZM258 156H259V158H258ZM171 157H173V158H171ZM86 158V159H85ZM100 158H102V157H99V159ZM105 157H103V159H101V161L100 160H98V158H97V160L96 159H93V158H91V157H81V158H79V160H78V158L77 159H75V161L77 162V163H79V164H81V165H87V164H90L91 162H93V163H91V164H93L94 166L95 165H97L96 167H98V168H106V161H107V158H105ZM190 158V159H189ZM246 158V160H244V159ZM171 159V160H170ZM178 159H180L179 161H178ZM182 159V160H181ZM206 159V160H205ZM257 159V160H256ZM82 160V161H81ZM92 160V161H91ZM94 160V161H93ZM102 160H105V161H102ZM184 160V161H183ZM191 160V162H189ZM248 160V161H247ZM251 160L252 161H254L253 162V164H251L252 162H251ZM255 160L257 161V163H255ZM88 161V162H87ZM174 161V162H173ZM204 161H205V163H204ZM210 161H208V162H210ZM214 161V160H213ZM247 161V167H246V164H245V166H244V163ZM249 161H250V164L251 165H253L252 167H251V165H249ZM96 162V163H95ZM166 162H167V164H166ZM183 164H182V163ZM207 162V163H208ZM86 163V164H85ZM95 163V164H94ZM101 163V164H100ZM164 163V164H163ZM181 163V164H180ZM187 163V165H190L191 167L189 168L188 166L186 167V164ZM206 163V164H207ZM257 166H256V165ZM105 165V166H104ZM176 165V166H175ZM203 165V166H202ZM250 167H249V166ZM202 166V167H201ZM262 166V167H261ZM170 167V168H169ZM184 167H186L187 168V170H184ZM255 167V168H254ZM185 168V169H186ZM188 168H189V170H188ZM202 168V169H201ZM253 168V169H252ZM249 170V172H247V170ZM160 170V169H159ZM167 170V172L165 173V171ZM170 170H171V173L169 174V172H170ZM169 171V172H168ZM185 173H184V172ZM202 171V172H201ZM249 173V175H251V176H249L247 173ZM193 172V173H192ZM113 173V174H112ZM129 173H126L127 175L129 174ZM165 173V174H164ZM169 175H168V174ZM179 173H184V177L181 175V174H179ZM190 173V174H189ZM245 173H246V175H245ZM112 174V175H111ZM163 174V175H162ZM186 174V175H185ZM118 176L117 178H115L114 176ZM156 175V174H155ZM173 175H175L174 176V178H173ZM179 175H181L182 176V178H180L179 177ZM111 176V177H110ZM113 176V177H112ZM166 177V179H165V177ZM249 176V177H248ZM130 177V180L132 181H129L128 179H126V178H129ZM147 177H150V178H153L154 180H152V182L150 181V179L149 178H147ZM164 177V178H163ZM175 177H176V179H175ZM177 177H179L178 179H177ZM111 178H113V179H111ZM118 178H120L119 180H118ZM138 178V179H137ZM155 178L157 179V181L155 180ZM162 178V179H161ZM167 178H169V181H166V180H168ZM193 178V179H192ZM203 178V177H202ZM251 180H249V179ZM104 179H105V181H104ZM136 179L138 180V181H136ZM160 179V180H159ZM164 179V180H163ZM170 179H171V181H170ZM242 179V180H241ZM244 179V180H243ZM247 179V180H246ZM135 180V181H134ZM239 180V181H238ZM133 181H134V183H133ZM158 183L159 181V183L161 184H157L156 182ZM164 181V182H163ZM238 181V182H237ZM246 181H249V182H252V183H249V182H247V183H249V188H251V186L250 185H253V186H255L256 188H254L253 186H252V188L251 189H254V190H252V191H250V189H248L247 187V183H246ZM130 182V183H129ZM135 182H138V183H135ZM171 184H170V183ZM177 182V183H176ZM179 182H181L180 184H179ZM244 182H245V184H244ZM126 183V184H125ZM133 183V185H131ZM146 183L148 184V185H146ZM154 183H155V185H154ZM165 183L166 184H168V185H166V187L167 188H165ZM256 183V184H255ZM178 184V185H177ZM110 185V186H109ZM136 185H138V186H136ZM159 185V189L162 191V193H161V191L159 190V192H158V187L156 188V186H158ZM172 185V186H171ZM230 185H232V186H230ZM256 185H258V187L256 186ZM148 186V187H147ZM194 186V187H193ZM236 186V187H235ZM261 188H260V187ZM122 187V188H123ZM131 187L133 188V187H135V188H133V189H131ZM150 187H152V188H150ZM163 187L165 188V189H163ZM149 189V190H147V189ZM156 188V189H155ZM153 189V190H152ZM167 189V190H166ZM224 189V190H223ZM238 189V190H237ZM242 189V190H241ZM155 191L154 193L152 192L151 194L154 196L155 194H156V192H157V194L153 197L152 195H150V193H148L149 191ZM166 190V191H165ZM134 191H136V192H134ZM163 191H165L166 193L164 194V192ZM189 191H193L191 194H190V192ZM249 191V192H248ZM140 192V193H139ZM236 193V194H235ZM242 193V194H241ZM136 194V195H135ZM146 194V195H145ZM161 194V196H159ZM187 194V196H184L185 198H186V201H188V203H187V206H186V208L184 207V210H185V214H183L184 213V210H183V207L181 206V204H182V202H181V200H182V197H183V195H186ZM189 194V195H188ZM233 194V195H232ZM137 195H138V197H137ZM148 195V196H147ZM223 195L225 196V197H223ZM227 195V196H226ZM164 196V197H163ZM182 196V197H181ZM232 196V197H231ZM240 196V197H239ZM248 196V197H247ZM137 197V198H136ZM142 197V198H141ZM158 199H157V198ZM162 197V198H161ZM152 198H154V200L152 199ZM161 198V199H160ZM170 198V199H169ZM172 198V199H171ZM176 198V199H175ZM179 198V199H178ZM189 198V199H188ZM226 198V199H225ZM151 199L154 201L153 203H149V202H152L151 201ZM188 199V200H187ZM233 199V200H232ZM242 199H244V200H242ZM156 200V201H155ZM159 200V201H158ZM163 200V201H162ZM168 200V201H167ZM229 200V201H228ZM234 200H235V202H234ZM149 201V202H148ZM158 201V202H157ZM160 201L162 202V203H160ZM223 201V200H222ZM223 201V202H224ZM242 201H243V203H242ZM240 202V203H239ZM141 203V204H140ZM149 203V204H148ZM157 203V204H156ZM161 204V206L159 205V204ZM171 203V204H170ZM140 204V205H139ZM147 204L150 206H147ZM169 204V205H168ZM228 204V205H227ZM236 204V205H235ZM139 205V206H138ZM144 205V206H143ZM246 205H247V202H246ZM141 206V207H140ZM172 206V207H171ZM193 206V207H192ZM238 208H237V207ZM147 207H148V209H147ZM168 207V208H167ZM192 209H191V208ZM139 208V209H138ZM153 211H151L150 209ZM159 208V209H158ZM165 208V209H164ZM195 208V209H194ZM136 209V210H135ZM155 211H157L156 213L154 212V210ZM157 209V210H156ZM167 209V210H166ZM189 209V210H188ZM148 210H150V211H148ZM173 210V211H172ZM188 210V211H187ZM197 212H196V211ZM242 210V211H241ZM142 211H144V212H142ZM183 211V212H182ZM187 211V212H186ZM193 213H192V212ZM196 212V214H195V212ZM151 212V213H150ZM160 212V213H159ZM236 212H238V213H236ZM240 212V213H239ZM158 213V214H157ZM188 215H187V214ZM153 214H154V216H153ZM156 214H157V217H156ZM237 214V215H236ZM238 214H239V216H238ZM140 215V216H139ZM159 215V216H158ZM190 215V216H189ZM194 217H192V216ZM241 215V216H240ZM145 216V217H144ZM149 216V217H148ZM154 218H153V217ZM181 216V219L179 218ZM182 216H184V217H182ZM156 217V218H155ZM187 217V218H186ZM192 217V218H191ZM238 217V218H237ZM148 218V219H147ZM172 218V219H171ZM240 218V219H239ZM242 218V219H241ZM151 219V220H150ZM156 220V221H155ZM185 222H184V221ZM241 220V221H240ZM149 221V222H148ZM151 222V223H150ZM236 222V223H235ZM233 223V224H232ZM144 224V225H143ZM150 224H152V226L150 225ZM162 224V225H161ZM181 224V225H180ZM140 225H142V226H140ZM150 225V226H149ZM170 226V227H169ZM141 227H142V229H141ZM152 227H155V228H152L153 230H151V228ZM150 228V229H149ZM161 228V229H160ZM169 228H170V230H169ZM146 229H147V232H148V230H150L149 232L151 233H147L146 232ZM145 230V231H144ZM159 230V231H158ZM176 231H178V232H176ZM188 231V230H187ZM145 232V233H144ZM172 232V233H171ZM176 233V235H178V236H176L175 235V233ZM182 232V233H181ZM155 233V234H154ZM110 235V236H107V235ZM127 236H126V235ZM130 234H131V237H130ZM135 234H137V237H135L136 235ZM146 234H147V236H146ZM148 234H150V235H148ZM104 236V238H105V240H104V238H103V236ZM106 235V236H105ZM114 235V238L113 237H111V236H113ZM132 235L134 236V239H132ZM153 235V236H152ZM126 236V237H125ZM130 237L131 239H129V238H127V237ZM146 238V237H148V238H146V240L144 239V237ZM157 236H159V237H157ZM138 237H139V239H138ZM150 237H152L151 239H150ZM153 237H154V239H153ZM110 238V239H109ZM118 238V240L116 241V239ZM124 238V239H123ZM126 238V239H125ZM141 238V239H140ZM112 239V240H111ZM115 239V240H114ZM123 241H122V240ZM127 239H129V240H127ZM136 239H138L139 241H137ZM158 239H160V240H158ZM114 240V241H113ZM141 240V241H140ZM234 240H236L234 237H232V242H235ZM127 241L129 242V244L127 243ZM145 241H148L147 242V244L146 243H144ZM156 241V242H155ZM119 242H120V244H119ZM173 242V243H172ZM127 243V244H126ZM154 243V244H153ZM113 244H114V246H113ZM121 244H123V245H121ZM125 244V245H124ZM145 244V245H144ZM153 244V245H152ZM140 245L142 246V245H144L143 247H140ZM149 245H151V246H149ZM116 246V247H115ZM133 246V247H132ZM134 246H135V248H134ZM146 246H148V247H146ZM115 247V248H114ZM123 247V248H122ZM137 247L139 248L138 249V251H137ZM140 248H143L142 249V251L140 252L139 250H140ZM145 248V249H144ZM148 248V249H147ZM150 248H152V249H150ZM115 249V250H114ZM134 250V251H133ZM136 250V251H135ZM130 252V253H129ZM139 252V253H138ZM166 253V254H167ZM140 254V255H139ZM139 255V256H138ZM220 254L219 253H215L214 254V257L216 258V260L218 259V258H220V256H219ZM122 256V257H121ZM162 258H161V257ZM121 257V258H120ZM137 257H138V259H137ZM159 257V258H158ZM132 258V259H131ZM140 258V259H139ZM121 259V260H120ZM123 259H127L126 261L125 260H123ZM137 259V260H136ZM120 260V261H119ZM135 260V261H134ZM128 262V263H127ZM109 263V264H110Z\"/></svg>",
	"mask_w": 264,
	"mask_h": 264
}]
</instances>
